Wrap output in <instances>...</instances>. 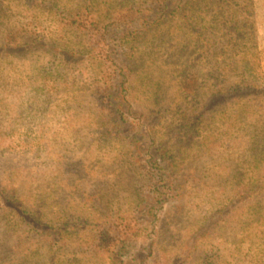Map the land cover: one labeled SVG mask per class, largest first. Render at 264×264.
Returning a JSON list of instances; mask_svg holds the SVG:
<instances>
[{
  "label": "rangeland",
  "instance_id": "rangeland-1",
  "mask_svg": "<svg viewBox=\"0 0 264 264\" xmlns=\"http://www.w3.org/2000/svg\"><path fill=\"white\" fill-rule=\"evenodd\" d=\"M0 264H264V0H0Z\"/></svg>",
  "mask_w": 264,
  "mask_h": 264
},
{
  "label": "trees",
  "instance_id": "trees-1",
  "mask_svg": "<svg viewBox=\"0 0 264 264\" xmlns=\"http://www.w3.org/2000/svg\"><path fill=\"white\" fill-rule=\"evenodd\" d=\"M164 2L168 1H173V0H163ZM220 1V0H219ZM180 14V7H177L176 9H174L169 18H172L171 20L174 21L175 19L178 18ZM141 14H139V12H136L133 8H122L121 11L117 14V21L124 23V24H128L131 22H134L136 19L140 18ZM168 20V19H167ZM69 22L72 24V26L76 29H78L79 31H85V32H90L93 35L95 33L100 34V20L93 14V13H86V14H82L81 11L77 12L75 15H73L70 19ZM251 21L246 22V24L250 25ZM245 24V26H246ZM94 32V33H93ZM142 36V35H141ZM138 35L137 40L141 39ZM16 41H18V37H15L12 40V42H9L10 44L14 43ZM104 42L103 40V36H101V38L99 39V42L95 44V46L97 45V48L93 49L92 53H96L95 56H92V58L94 60H100L103 57V52L102 50H100V47L102 48L103 46L101 45ZM67 53V52H66ZM90 54H92L89 51ZM74 56L73 54H67L66 57H72ZM91 57V56H90ZM69 61V59H67ZM219 69V68H218ZM220 70V69H219ZM221 71V70H220ZM197 79L193 78V79H189L187 82H185L183 88L186 92H195L197 87ZM241 85L237 84V85H233L231 86V88L233 90H238L241 89ZM228 89L223 90H218L215 93V97L216 95H222L223 93L227 92ZM118 94H120V92H118ZM110 97L112 98L113 96L110 94ZM217 98V97H216ZM114 99V98H113ZM117 109V107H116ZM117 111V110H116ZM39 231L41 232V234H45L46 239L50 242L51 248H56V246L59 244L57 240V238L59 237L60 241H62V235L63 233L66 232L65 231H57L56 233L53 234V230H51V228L47 227V226H41L38 228ZM78 233H81L78 232ZM86 233H92L93 235V239H94V243H95V249L98 250V253L100 254H104L107 255L111 252V250L118 246V243H120L119 239L121 238V236L117 237H113L110 232L106 231L105 229L100 228L99 232H86ZM86 233L84 232V234L81 235H86ZM55 236V237H54ZM133 238V236H129V238L127 237L126 239H122V244L119 245L118 247H120L118 250L122 251V249H125L128 247V245L130 244V242Z\"/></svg>",
  "mask_w": 264,
  "mask_h": 264
}]
</instances>
